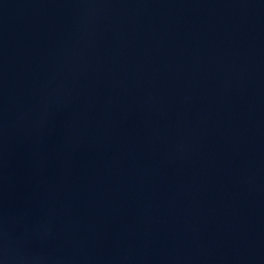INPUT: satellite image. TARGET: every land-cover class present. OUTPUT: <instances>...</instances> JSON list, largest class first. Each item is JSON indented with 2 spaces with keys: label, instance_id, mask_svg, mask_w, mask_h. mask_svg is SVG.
<instances>
[{
  "label": "water",
  "instance_id": "obj_1",
  "mask_svg": "<svg viewBox=\"0 0 264 264\" xmlns=\"http://www.w3.org/2000/svg\"><path fill=\"white\" fill-rule=\"evenodd\" d=\"M0 264H264V0H0Z\"/></svg>",
  "mask_w": 264,
  "mask_h": 264
}]
</instances>
